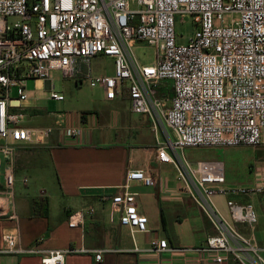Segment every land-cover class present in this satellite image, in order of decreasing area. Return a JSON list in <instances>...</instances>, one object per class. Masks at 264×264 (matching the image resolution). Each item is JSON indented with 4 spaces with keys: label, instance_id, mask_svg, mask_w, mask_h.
<instances>
[{
    "label": "built area",
    "instance_id": "2783aa9c",
    "mask_svg": "<svg viewBox=\"0 0 264 264\" xmlns=\"http://www.w3.org/2000/svg\"><path fill=\"white\" fill-rule=\"evenodd\" d=\"M180 14H190L195 24L185 43L176 39L175 16ZM137 42L154 46L152 64L138 61L132 51ZM95 56L113 60L112 74L91 73ZM53 69L102 87L106 99L125 91L131 109L151 117L154 131L172 130L174 139L156 148L157 158L174 165L184 190L214 228L195 248L208 255L209 264H264V248L254 235V205L228 199V220L212 202L217 193L264 194V181L224 186L221 162L193 165L179 153L185 147L264 143V0H0V217L17 218L9 207L15 151L44 143L52 131L25 124L27 81H48L49 97L64 99L53 90ZM162 81L170 82V98L157 95ZM77 133L70 129L71 135ZM131 181L153 184L142 170H128L124 191L111 197L109 213L133 234L147 231V217L137 210ZM92 212L91 206L72 212L67 225L80 226ZM237 223L248 232L238 230ZM2 239L0 252L37 251L19 247L13 231ZM149 250L170 248L166 239H152ZM40 252L41 264H64L66 251Z\"/></svg>",
    "mask_w": 264,
    "mask_h": 264
},
{
    "label": "crops",
    "instance_id": "0c3cea01",
    "mask_svg": "<svg viewBox=\"0 0 264 264\" xmlns=\"http://www.w3.org/2000/svg\"><path fill=\"white\" fill-rule=\"evenodd\" d=\"M108 59L111 58L93 57L89 62L91 73L112 74L113 69L111 73L100 70ZM74 81L77 85L85 80L79 77ZM44 83L48 86V81ZM95 87L98 95L79 111L47 115L50 121L45 126L52 131L44 143L15 151V181L9 207L17 218L0 217V250L4 248L3 234L13 231L19 247L37 251L0 252V264H41L40 251L49 250L66 251L64 264H209L208 255L195 248L214 233V228L184 190L174 165L157 158L156 148L169 138L166 129L154 131L151 117L133 111L125 91L106 99L104 89ZM172 94L170 82L162 81L157 95L170 98ZM35 110L29 104L25 112L32 117ZM72 128L78 129L76 135L70 134ZM218 148L227 147H185L179 153L193 165L198 161L221 162L224 186H231ZM168 151L172 153L170 148ZM253 151L257 156L249 167L245 185L264 181V143L253 147ZM136 169L149 175L153 184L130 182L137 210L147 217V231L132 234L109 211L111 197L124 191L126 172ZM228 199L254 205V235L264 248V194H215L213 204L229 220ZM40 200L47 201L46 215L40 214L42 209L35 204ZM87 206L93 207V212L80 226L69 227L68 216ZM236 227L248 232L242 224ZM163 238L170 250H149L150 240ZM97 251H101L99 260L95 258ZM261 254L264 258V250Z\"/></svg>",
    "mask_w": 264,
    "mask_h": 264
},
{
    "label": "rangeland",
    "instance_id": "374dc122",
    "mask_svg": "<svg viewBox=\"0 0 264 264\" xmlns=\"http://www.w3.org/2000/svg\"><path fill=\"white\" fill-rule=\"evenodd\" d=\"M229 18V17H228ZM15 20V18H11ZM195 24L190 14H180L175 16V33L176 39L180 43H185L193 35ZM132 51L138 61L142 64H152L155 60V48L145 42H137L133 45ZM113 69V60L108 59L105 66L100 70L109 73ZM111 73V72H110ZM49 79L53 85V90L64 95L65 99H51V89L44 83V80H28L27 89L29 92L28 100L22 102L26 109L29 104L35 110V116L26 118V125L31 127H40L48 124L50 119L47 115L68 111L77 112L83 108L86 103L98 95V88L91 87L87 81L75 84L74 78L65 77L60 70L53 69L50 71ZM168 82V81H166ZM15 89L13 90V93ZM170 139H174V133L169 127H165ZM259 146V145H258ZM227 148H218V153L222 152V158L225 160V174L227 179L233 185L244 184L245 179L249 177V167L254 163L257 152L253 151L251 145L240 144L236 146H226ZM255 164V163H254ZM253 164V165H254ZM4 169V165L2 166ZM21 176L19 172L18 177ZM37 183V181H36Z\"/></svg>",
    "mask_w": 264,
    "mask_h": 264
},
{
    "label": "trees",
    "instance_id": "16d2710c",
    "mask_svg": "<svg viewBox=\"0 0 264 264\" xmlns=\"http://www.w3.org/2000/svg\"><path fill=\"white\" fill-rule=\"evenodd\" d=\"M35 204L38 205V207H41L42 212L40 211V214L46 215V211H47V201L46 200H40L38 202H35Z\"/></svg>",
    "mask_w": 264,
    "mask_h": 264
}]
</instances>
